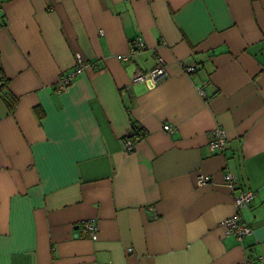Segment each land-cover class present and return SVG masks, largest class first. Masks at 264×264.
<instances>
[{"label":"crops","instance_id":"obj_1","mask_svg":"<svg viewBox=\"0 0 264 264\" xmlns=\"http://www.w3.org/2000/svg\"><path fill=\"white\" fill-rule=\"evenodd\" d=\"M263 67L264 0H0V264H264Z\"/></svg>","mask_w":264,"mask_h":264},{"label":"built area","instance_id":"obj_2","mask_svg":"<svg viewBox=\"0 0 264 264\" xmlns=\"http://www.w3.org/2000/svg\"><path fill=\"white\" fill-rule=\"evenodd\" d=\"M144 46L145 44L143 39L141 37H136L131 41L130 52L124 58H130V56H132L135 52L143 49ZM162 63V59L160 58L159 62L149 70L136 71L133 74L132 80L135 82H143L148 88L154 87L156 83L166 75V70ZM87 65L88 62L83 59L78 52H76L75 63L73 64V67L68 72L60 74L56 84V90H64L72 82L73 78L76 77V75ZM193 69L194 66H188L186 68V73L190 75ZM198 90L201 94H204L201 86L198 87ZM163 129L167 132L173 131V127L168 123H165L163 125ZM226 142L227 137L224 129L221 126H215L212 129V137L208 142L209 149L212 151H221L224 149ZM124 147L128 150L132 148V140L130 138L124 140ZM208 179V176L199 174L196 181L198 184H204L208 181ZM223 180L231 190L235 189L236 183L231 173L226 172L223 175ZM253 196L254 192L251 189H241L240 191H238V193L234 195L233 199L235 212L219 222V225L222 227L224 234H233L239 243L242 242L243 238L246 235H249L252 232V227L241 218L240 210L251 201ZM82 224L91 232L92 238L95 239L97 237V226L95 223V219L89 218L87 220H84ZM259 259L260 257L255 259L251 256H245V258L239 264H256V261H259ZM257 264L260 263L258 262Z\"/></svg>","mask_w":264,"mask_h":264},{"label":"trees","instance_id":"obj_3","mask_svg":"<svg viewBox=\"0 0 264 264\" xmlns=\"http://www.w3.org/2000/svg\"><path fill=\"white\" fill-rule=\"evenodd\" d=\"M133 126L136 127L135 124H133ZM137 128V127H136ZM144 135V132H140L138 129H137V132L134 133V134H130L129 136H127V138H131V139H138L140 137H142Z\"/></svg>","mask_w":264,"mask_h":264}]
</instances>
